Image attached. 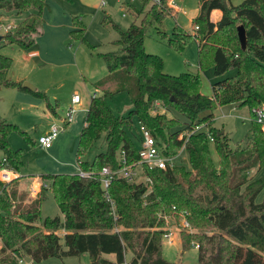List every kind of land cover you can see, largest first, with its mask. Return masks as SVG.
<instances>
[{
  "label": "trees",
  "instance_id": "obj_1",
  "mask_svg": "<svg viewBox=\"0 0 264 264\" xmlns=\"http://www.w3.org/2000/svg\"><path fill=\"white\" fill-rule=\"evenodd\" d=\"M46 1L0 0V12L27 14L13 31L1 36L4 45H17L25 51L33 46L42 35ZM140 1L144 5L151 2ZM233 1L199 0L197 34L190 35L176 25L168 40L169 46L181 51L194 38L201 71L212 67L213 75L221 77L230 69L236 70L234 79L211 85V97L202 95L198 74H165L161 58L144 49L149 28L156 27L165 37L162 29L164 19L171 15L167 8L169 0L153 2L143 14L136 12L134 22L126 30L111 24L119 35L113 42L117 49L99 54L107 76L94 86L99 94H94L89 102L76 145L79 170L91 176H41L42 181L50 183L62 219L41 218L44 182L31 207L17 212L11 210L10 202L17 193H8V184L0 182V264H19L26 257L39 263L82 254H88L91 264H179L163 258V232L157 228L163 226L165 217L183 212L189 225L213 229L211 235L193 236L198 246L196 264H264V200L255 202L264 189V177L247 178L250 170L264 166V131L253 119L244 146L232 148L223 129L209 126L207 131L195 132L188 138L185 145L188 168L184 161L166 171L144 168L150 183H127L114 177L107 190L113 206L104 196L99 177L103 167L113 171L122 167L123 160L127 165L139 160L140 138L135 144L127 133L134 119L158 141L166 156L175 157L183 144L179 134L213 120L218 107L247 108L252 118V111L264 105V0H243L239 5H233ZM213 11L220 12L217 22L211 21ZM72 23L70 38L87 43L85 26L76 17ZM238 26L245 30L244 51L237 36ZM11 64L10 58L0 54V88L30 93L44 100L48 110L56 115L44 92L30 91L22 86L23 82L10 79ZM128 78L134 79V95L124 80ZM115 84L114 92L130 95L133 109L126 117L114 115L107 103L112 94L109 89ZM156 103L177 112L186 122L181 125L178 120L155 113ZM174 128L177 130L171 132ZM12 131L27 136L18 126L0 117V169L7 166L18 172L23 151L11 148ZM103 135L105 152L90 163L81 162L80 158ZM210 147L217 154V164L212 160ZM38 222L49 231L42 232L36 226ZM61 230L66 232L63 237L56 234ZM188 245L185 242L183 247ZM127 254L132 255L129 260ZM107 255L115 260L103 258Z\"/></svg>",
  "mask_w": 264,
  "mask_h": 264
},
{
  "label": "rangeland",
  "instance_id": "obj_2",
  "mask_svg": "<svg viewBox=\"0 0 264 264\" xmlns=\"http://www.w3.org/2000/svg\"><path fill=\"white\" fill-rule=\"evenodd\" d=\"M175 4V7L171 2ZM243 0H234L233 5H239ZM47 6L42 13L43 26L42 35L37 37L33 46L28 50H23L17 45H4L0 40V54L11 59V68L8 76L12 81L28 83L36 91L44 92L51 107L56 111V115L48 110L46 102L34 97L30 93L18 92L14 89L0 88V117L16 125L26 137L12 131L9 135V144L13 150H22L21 175L30 178L31 181L25 185L26 181L19 174L20 171H13L5 166L6 170L15 174V178L7 183V192H16L15 200L10 199L13 204L11 210L17 212L23 208L31 207V203L36 200L41 191L42 185L46 184L44 197L41 203L40 215L42 219L59 217L62 219L57 204L55 203L51 191L50 183L42 181V175H76L79 166L76 159V145L79 133L84 125L85 116L89 102L93 94L98 95L95 84L107 76L105 63L99 54L116 51L117 47L113 42L119 38L111 24L118 25L122 30H126L134 22L136 12L145 13L153 4V0L148 5H144L140 0H97L96 7L86 8L81 0H47ZM167 8L171 15L163 21L165 37L157 32L156 27L149 28L144 40V49L148 54L156 55L163 62V72L168 75L178 76L183 73L198 74L200 77V91L202 95L211 97V85L223 79H234L236 70L230 69L221 76L213 75L212 67L201 71L198 67L197 43L191 38L181 51H177L169 46L168 40L172 37V31L177 25L190 35L194 32L195 19L199 11V0H169ZM27 16L26 13L17 15L16 13L0 12V36L5 34V27H10L13 31L18 23ZM76 17L85 26L84 37L87 43L75 42L70 38V32L74 29L72 18ZM141 17V16H140ZM238 24V22H236ZM61 25V29L58 26ZM94 49H90V46ZM38 51L39 55L28 57L31 51ZM127 82L130 93L135 94L134 79H124ZM125 81V82H126ZM116 84L109 91L112 94L107 98L112 112L116 116L126 117L133 109L130 95L127 92H114ZM78 95L80 104L72 105L71 99ZM72 109V121L64 127L58 137L52 143L51 148L44 149L38 145V139L48 133L52 128L62 127V121L67 112ZM157 114H165L168 119L178 120L183 125L186 120L183 116L172 110H165L160 103H156ZM154 114V112H153ZM214 119L195 125L190 131H207L209 126L223 129L231 139L230 146H244L251 130V117L247 108H236L234 105L218 107L214 112ZM139 123L134 119L133 125L127 133L131 140L137 144L140 138ZM174 128L171 132L176 131ZM182 132L179 136H189V132ZM106 150L104 135L96 146L86 153L81 162H91L96 155ZM210 153L214 164L218 163V157L213 147ZM187 159L185 152L180 155L177 163H183ZM185 166H187L185 162ZM188 168V166H187ZM1 170V169H0ZM118 170V169H117ZM116 170H113L115 172ZM264 177V166L254 168L247 173L249 180H256ZM39 178V179H38ZM32 180H34L32 182ZM44 182V183H43ZM38 183V187H36ZM35 186V187H34ZM40 186H42L40 188ZM28 187V189H27ZM36 192L32 193L31 189ZM264 200V189L257 196L255 202ZM187 215L174 213L172 216L164 218L162 227L157 228L163 232L161 236L163 258L171 263L196 264L197 250L195 235L205 233L211 235L213 229L195 228L189 225L186 220ZM187 225L184 226L183 223ZM36 226L46 233L48 229L41 227L38 222ZM172 231L169 242L164 238L165 234ZM65 231L56 232L57 236L63 237ZM189 245L183 247L184 243ZM131 254H127L129 260ZM103 258L114 261V256L107 255ZM19 264H91L88 254L80 256H68L63 258H50L39 263H28L21 261Z\"/></svg>",
  "mask_w": 264,
  "mask_h": 264
},
{
  "label": "built area",
  "instance_id": "obj_3",
  "mask_svg": "<svg viewBox=\"0 0 264 264\" xmlns=\"http://www.w3.org/2000/svg\"><path fill=\"white\" fill-rule=\"evenodd\" d=\"M153 2L155 4H159L160 0H153ZM171 4L173 5V7H175L173 1L171 2ZM197 29L198 27L197 25H195L193 31L196 32ZM8 30H10V27L8 26L7 28L5 27L4 29L5 33ZM32 55H34V53L29 54V56ZM80 102L81 99L78 95H74L71 99L72 105H78L80 104ZM252 113H253V117L251 119H253L257 124H259L264 131V105L254 109ZM71 121H72V109H70L67 112L65 118L63 119L62 127L60 128L54 127L48 133L39 137L37 142L38 145L44 149L51 148L52 143L54 142V140H56L59 133ZM139 132H140V144L138 151L139 160L131 165H127L123 160L122 167L116 170L115 172L111 171L108 167H103L99 173L101 188L104 191L105 198L110 202L111 206H113V203L110 200L107 190L114 177L123 179L127 183H136V182L150 183V179L144 175V168H147L148 170L159 169L162 171H166L167 169L173 168L177 164V160H179L180 155H182L185 152V145L186 142L188 141V138L194 133L193 131H190L188 137L182 135L179 136L178 139L183 140V144L179 150V153L175 157H168L163 153V148L161 147V145H159L158 141L149 133V131L144 126L142 125L139 126ZM210 141H212L211 138ZM3 163H5L4 159H3ZM78 175L82 178H88L91 176L89 173L82 172L80 170L78 172ZM14 178H15V174L10 172L9 170H6V168H2L0 170V182L2 184H7ZM42 186H40V188ZM44 187H46V185H44ZM31 192L34 193L36 192V190L33 188L31 189ZM183 224L184 226L187 225L185 222ZM172 234H173L172 231L169 230V233L164 235V238L166 239L167 242H169V238L171 237ZM195 248L197 249L198 246H195ZM124 264H127V262H124Z\"/></svg>",
  "mask_w": 264,
  "mask_h": 264
},
{
  "label": "crops",
  "instance_id": "obj_4",
  "mask_svg": "<svg viewBox=\"0 0 264 264\" xmlns=\"http://www.w3.org/2000/svg\"><path fill=\"white\" fill-rule=\"evenodd\" d=\"M82 1V4H83V6L84 7H86V8H93V7H96L99 3H97V0H81ZM198 13H199V11H198ZM219 18H220V12L219 11H213L212 13H211V21H213V22H217L218 20H219ZM58 29H61V25H59L58 26ZM30 53H34V55H32V56H29V54ZM30 53H28V57H30V58H32V57H35V56H38L39 55V52L38 51H31ZM72 104V103H71ZM84 126V125H83ZM20 171V170H19ZM20 175L22 174L21 173V171H20V173H19ZM21 177H22V179H23V181L25 180L26 182V184L25 185H27L30 181H31V179L30 178H25V177H23L22 175H21ZM39 179V178H38ZM40 179H41V177H40ZM34 180H32V182H33ZM36 185V187L38 186V183H36L35 184ZM28 186V185H27ZM35 187V186H34ZM27 189H28V187H27ZM30 263H32V262H30Z\"/></svg>",
  "mask_w": 264,
  "mask_h": 264
},
{
  "label": "water",
  "instance_id": "obj_5",
  "mask_svg": "<svg viewBox=\"0 0 264 264\" xmlns=\"http://www.w3.org/2000/svg\"><path fill=\"white\" fill-rule=\"evenodd\" d=\"M237 36H238V40H239V43H240V47H241V50H246V35H245V30L243 28V26H238L237 27ZM1 36H0V40H1ZM22 86L30 91H35V88L28 84V83H23ZM24 262H28L30 263L31 262V259L30 258H24Z\"/></svg>",
  "mask_w": 264,
  "mask_h": 264
}]
</instances>
